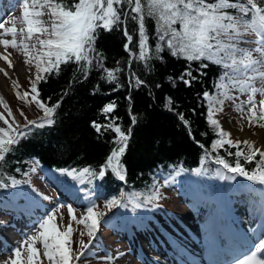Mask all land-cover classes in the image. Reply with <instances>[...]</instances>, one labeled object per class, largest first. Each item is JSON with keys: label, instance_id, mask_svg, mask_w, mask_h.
Returning <instances> with one entry per match:
<instances>
[{"label": "snow or ice", "instance_id": "6c2138e0", "mask_svg": "<svg viewBox=\"0 0 264 264\" xmlns=\"http://www.w3.org/2000/svg\"><path fill=\"white\" fill-rule=\"evenodd\" d=\"M22 9L23 14L20 19L22 27L19 29L16 26L17 17L15 16L8 17L12 21L10 26L0 22V29H3L0 32V44L5 46V51L9 45L19 48L24 54V59L35 65V78L29 77L32 93L27 90L21 93L17 90L16 95L28 104L32 100L36 101L38 107L43 110V115L37 119L28 120L21 109V114H24L27 120L26 124H21L16 120L4 96L0 94V104H3L8 112V115H5L0 111V119L7 125V127L0 126V160L5 159V154L11 152L21 138L31 134L29 125L39 124L42 127L55 122L54 113L61 100L58 99L51 104L46 103L40 98L38 83L41 80H47V73L53 70L59 73L61 64L69 61H74L83 76H87L88 69L94 63L104 59L103 50L98 49L96 45L101 27L104 30H112L123 23L124 35L127 36L124 48L131 53L128 57L129 63L135 57L151 66L150 58L156 56L163 60L164 57L160 53L164 47H167L173 55L187 58L189 66L183 70L187 78L184 74L180 77L186 84H191L197 79L193 76L192 70L195 66L192 61H201L197 71L207 67L203 63V58L221 66L220 74L215 81L216 91L205 90L203 93L208 105L207 121L218 133L212 140L211 146L212 149H216L224 147L225 143L237 146L243 143L247 146V150L236 147L234 163L223 155L211 156L219 165H222V168L217 169L216 174L221 179L226 177L228 180H235L238 174L247 177L250 181L264 184V147L255 146V142L249 139L243 141L232 139L231 133L221 125L216 115L222 111L225 99H234L239 94L247 93V100H240L234 106L241 115L248 113L249 122L264 124V0H71V3L69 0H23ZM130 19L138 22V52L130 47L133 42V34L128 27ZM150 23H154L155 30L151 32V36L156 38L154 47L149 44ZM249 32L254 36L248 39V46L241 45L240 42L245 39L243 34ZM9 33L10 39L6 38V34ZM17 33H20L19 39ZM0 56L8 61L10 66L13 64V61L9 59L10 53L6 55L5 52H0ZM117 71L116 68H107V79L116 80ZM75 75L74 73V78ZM135 79L137 85L144 83L138 75ZM257 80L260 81L259 85ZM13 86L18 88L16 80H13ZM233 89H237L238 92H233ZM257 93L261 96L258 103ZM128 99L131 101V95ZM168 99L172 98L168 97ZM245 104L250 107L244 108ZM116 107L114 101L107 102L103 105L101 112L110 113ZM128 110L132 113L131 103ZM142 116V113H132V124L128 125L126 130L121 123L115 122V118L111 123L105 124L93 120L92 124L97 132L111 128L116 133L112 137L115 146L112 147L105 162L99 165L98 171L91 165H85L79 169L61 167L57 171L66 173L75 180H80L82 176L91 177L89 180L91 184L97 178L102 181L106 171L111 169L120 180H125L127 168L121 157L128 147L132 125L136 124ZM9 117L15 123L9 122ZM180 119L185 124H189L183 113L180 114ZM197 143L201 142L197 141ZM257 154L259 159H256ZM210 155V152L206 151L201 159L208 158ZM229 155L231 156L232 153ZM241 157L248 162L255 160V166L246 167L244 163H241ZM178 171H183V168H179ZM193 171L199 172L201 169H193ZM3 175L8 174L5 172ZM9 179L13 185L23 183L15 177H9ZM170 179L171 176H169ZM167 182L168 180L165 181ZM0 187L8 188L9 185L0 179ZM85 192L89 197L86 210L77 216L73 205L68 204L71 219L61 228L57 220V209L63 205L57 204L52 207L51 211L40 220L37 229L25 233L24 240L19 242L23 247L12 248L15 255L9 257L10 264H38V261L39 264H43L39 257L40 249L37 247V241L42 243L48 264H78L79 260L87 254L86 250L92 243L91 238L97 236V229L100 227V219L103 215V211L98 210L93 202L95 199L93 192L89 189H85ZM100 194L102 193L97 189L96 195ZM151 196L158 198L159 190L154 188ZM127 199L135 202L131 195ZM120 203V196L111 195L104 201L106 206L104 211ZM259 217V234L264 235V205L259 210ZM73 220L83 223L85 227L80 230L81 236L86 230L90 238L87 242L80 239L81 247L75 252L70 243L74 231ZM3 264H8V261ZM224 264H229V261H225ZM230 264H264V239H260L247 251V254L239 259L230 258Z\"/></svg>", "mask_w": 264, "mask_h": 264}, {"label": "trees", "instance_id": "16d2710c", "mask_svg": "<svg viewBox=\"0 0 264 264\" xmlns=\"http://www.w3.org/2000/svg\"><path fill=\"white\" fill-rule=\"evenodd\" d=\"M128 27L133 34L130 47L138 52L136 21L130 19ZM125 43L121 24L112 30L101 27L96 45L103 50L104 59L94 63L88 69L87 76H83L74 61H69L61 64L59 73L53 70L47 73V80L38 83L40 98L46 103L61 100L54 113L55 122L42 127L39 124L29 125L31 134L21 138L19 144L5 154V159L0 160V179L9 185L8 188L0 187V195H9L8 192H12V196H17L16 190L28 183V174L35 163L54 172L58 177L67 175L57 171L61 167L79 169L91 165L98 171L99 165L105 162L115 146L112 137L116 133L111 128L97 132L92 121L105 124L111 123L115 118V122L121 123L126 130L132 124V113H142L143 116L132 125L128 147L121 157L127 168L124 182L108 169L102 181L97 178L91 184V177L82 176L80 180H75L68 175L73 184L81 183L94 194L98 189L102 193L100 196L105 199L111 195L121 197V190L126 184L125 195H135L139 200H145L151 194L154 174L158 171L179 166H198L206 151L210 152V156L219 154L230 159V162H235V146L225 143L224 147L212 149V140L218 133L207 121L208 105L203 97L205 90L213 91L221 68L203 59L207 67L197 71L201 61H192L195 66L192 70L193 76L197 79L186 84L180 77L184 74L187 78V74L183 73L184 68L189 66L187 58L175 56L164 47L160 53L164 59L152 56L149 61L151 66L135 57L129 63L128 57L131 53L124 48ZM107 68L118 69L116 80L107 79ZM137 75L144 81L143 84L137 85ZM17 90L21 93L25 90L29 93L33 91L28 86L13 87L16 98L22 101L24 100L16 95ZM129 95L132 97L131 101L128 99ZM168 97L172 99L169 100ZM32 101L28 109L27 104H17V107L28 114V120L43 114L36 101ZM111 101L117 107L110 113L101 112L103 105ZM130 103L132 113L128 110ZM14 104L13 101L12 106ZM181 113L189 124L180 119ZM17 118L21 122L27 121L24 114L17 115ZM0 126L7 127L2 119ZM197 141L201 143L198 144ZM33 157L36 159L33 160ZM241 163L249 168L255 166V160L248 162L243 157ZM203 165V170L213 167L208 158H205ZM5 172L7 176L3 175ZM9 177H15L23 183L13 185Z\"/></svg>", "mask_w": 264, "mask_h": 264}, {"label": "rangeland", "instance_id": "374dc122", "mask_svg": "<svg viewBox=\"0 0 264 264\" xmlns=\"http://www.w3.org/2000/svg\"><path fill=\"white\" fill-rule=\"evenodd\" d=\"M10 15L17 17V22H16L17 28L19 29L20 27H22V25L20 23L21 9L18 6L15 7V8H11ZM45 19H47V16H45ZM2 21H3V23H5V24H7L9 26L12 23V21L9 20L8 17L6 19H2ZM7 36L11 38V34L10 33L7 34ZM17 38L18 39L20 38V33H17ZM240 43L243 46H248V40L247 39L242 40ZM7 51L11 55H18L19 57H21L22 60L24 61V64H25L24 70L21 73H19L16 77L8 75V73L5 71V69H3L0 66V72L3 75L6 76L7 81H8L7 82L8 87L6 89H4V91H2V92L0 91V94H2L4 96L6 101H8V102L11 101L12 103H13V101L15 102V104L13 105L14 111L12 110V112L16 115L15 117H16V120H17V115L19 116L21 114V111H20L21 109L19 107H17V104H22V103L23 104H27L26 105V109H28L29 106L32 105L33 101H31V103L28 104V103H25L24 101L18 100L16 98L15 94L12 92L13 87H14L13 86V80H16L18 82V86L19 87H24V86L27 87L28 86L30 88L31 79H29V77H32L33 79L35 78L36 69H35V65L34 64H30L24 59V54L19 50V48H13L11 45H9V46H7ZM4 60L5 59H3L2 61H4ZM259 83H260V81L257 80V84L258 85H259ZM232 91L233 92H238L237 89H233ZM247 96H248L247 93H242V94H239V95L235 96L234 99H225L222 111H227V112H225L224 114L217 113L216 115L220 119V121L222 122V125H223V120L222 119L226 118L227 120H229V116H232L235 119L236 122H240L241 121V123L243 124L242 126H240V127L238 126L236 128H232L231 130L229 129V127L224 122V125L227 126L226 127V126L223 125L225 127V129L228 130L230 133L232 132L231 133V138L232 139H239L241 141H243L245 139H249V140H252V141L255 142V146L264 147V142L255 141L254 140L253 136H259L260 135L257 132H255L254 130H253V134H250L249 136H241V134L243 133L242 130H243L244 127L251 128V129H254V128H257V127H260L261 129L264 128V124L249 122L247 120L248 113L245 112L243 115H241V112L239 110H237L236 107L234 106L240 100H247ZM29 98H31V96H29ZM256 98H257L256 101L258 103V101L261 99V96H260L259 93L256 94ZM8 104L12 108V104H10V103H8ZM248 107H250V105H248V104L244 105V108L247 109ZM24 114L28 115L25 112H24ZM224 116H226V117H224ZM254 125H256V126L254 127ZM238 135H240V136H238ZM232 146H235V151H236V147H241L245 151L247 150V146L245 144H243V143H241L238 146L237 145H232ZM258 159H259V154H258ZM35 180L36 181H35L33 186L36 189L37 195L39 196V198L41 200L46 202L47 206H50V208H51L55 204V201H56L55 192L52 189H49L50 187L48 186V184H46L48 182H47V180H45V176H43V175H41L39 173V176H37L35 178ZM167 180H168V182L167 183L164 182V185H166V186H168V187H170L171 189L174 190V188H175L174 184H175L176 180L173 177H171L170 180H169V178H167ZM164 185L162 184V182L157 181V189L159 190V197L157 198V200H159L162 203L166 202L165 201L166 197L164 196L165 194H163V193L168 192V191H166V188H165ZM208 188H209V190H211V189L213 190L212 187H208ZM180 203H183V202H180ZM170 206H172V205H170ZM81 207H83V208H81ZM66 208L67 207H61V208L57 209V220L59 222V227H61V228H63L69 222V220L71 219V214L68 212V209H66ZM73 208L75 209V213H76L77 216H79L82 211L86 210V208L84 206H81V205H74ZM176 208L179 210L178 213L188 212V209L186 208L185 205L179 204V206L176 207ZM61 213H62V215H60ZM4 220H6V219H4ZM4 222H6V221H4ZM249 223H250L249 221H246V224H249ZM72 224H73L74 231L72 233V238L70 240V243H71V247L73 249V252H75V251L79 250V248L81 247V245L79 243L80 239H83V240H85L87 242L90 238H89L86 230L84 231L83 236H81L80 230L84 229V227H85L83 225V223H77L75 220H73ZM102 228H103V226H101V229ZM14 234L15 233H12V235H14ZM104 234H105V237H106V235L108 236V237H106V239H107L106 242L108 244H111L112 243L111 241L114 240L113 237L111 236L112 232L107 230ZM19 238H20V240L17 242V244H18V246L23 247V245H20L19 242L24 240L25 236L19 237ZM12 240L15 241V242L17 241L16 237H14ZM37 247L40 249V252H39L40 260L43 261V264H48V258L46 256H44L43 246H42V243L40 241H37ZM111 247H112V249L114 251V249L120 248V245L119 244L118 245H113ZM86 252L89 253V251H87V250H86ZM14 255H15L14 252L10 253V254H1L0 255L1 256L0 257V264H3V262H5V261H8V264H10L9 257H12ZM88 256H90V254L85 256V257H83L82 259H80V261H84L81 264H98V263H93V261L88 260L87 259ZM110 257H111L110 255H107L108 259L107 260L106 259L101 260V262L99 264H114V259H113L114 257L113 258H110ZM98 260H100V259H98ZM38 264H39V261H38Z\"/></svg>", "mask_w": 264, "mask_h": 264}, {"label": "bare ground", "instance_id": "6f19581e", "mask_svg": "<svg viewBox=\"0 0 264 264\" xmlns=\"http://www.w3.org/2000/svg\"><path fill=\"white\" fill-rule=\"evenodd\" d=\"M3 29H0V32H2ZM6 38H8L6 36ZM10 39V37H9ZM0 52H5L6 55L9 54L8 51H5V46L0 44ZM4 58L0 57V66L5 69V71L8 73V75H11L13 77H16L19 73H21L23 70H24V61L22 60L21 57H19L18 55H11L9 56V59H11L13 61V64L10 66L5 60L2 61ZM9 65V66H8ZM7 78L5 75H3L1 72H0V91H4V89H6L8 87V84H7ZM230 112V111H229ZM228 112V113H229ZM225 112L221 113V114H224ZM227 113V114H228ZM226 115V114H225ZM226 117V116H224ZM223 120V125H224V122L225 124L229 127V129L231 130L232 128H236V127H240L242 126L243 124L240 122H236L235 119L232 117V116H229V120H227L226 118L225 119H222ZM224 125V126H226ZM226 126V127H227ZM256 125H254L255 127ZM253 130L255 132H257L258 134H260L259 136H253L254 140L255 141H261V142H264V128L261 129L260 127H257V128H254V129H251V128H247V127H244L243 128V133L241 134V136H249L250 134H253ZM232 133V132H231ZM240 136V135H238ZM199 205H197L198 207ZM200 209H202L201 207H199ZM199 209V214L201 213ZM203 210V209H202ZM204 213V211L202 212ZM186 218L187 222H188V227L190 228L189 229V232H198L199 231V226H200V223L199 222H195L193 220L194 216L193 215H190V216H184V219ZM256 225H254L253 228H255ZM183 233H186L182 230ZM250 232H253L255 233V230L252 229ZM200 238V237H199ZM261 239H264V236L261 238ZM183 240L186 242L185 244L188 245V242L186 240V236L183 237ZM259 242V240H258ZM163 261V260H161ZM170 264H172L170 262ZM176 264V262H175Z\"/></svg>", "mask_w": 264, "mask_h": 264}]
</instances>
